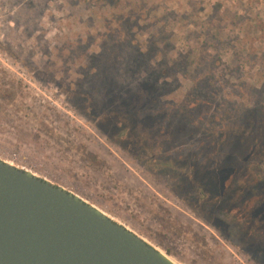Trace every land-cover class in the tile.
Masks as SVG:
<instances>
[{"label": "rangeland", "instance_id": "rangeland-1", "mask_svg": "<svg viewBox=\"0 0 264 264\" xmlns=\"http://www.w3.org/2000/svg\"><path fill=\"white\" fill-rule=\"evenodd\" d=\"M258 148L264 0H0V158L178 264H264Z\"/></svg>", "mask_w": 264, "mask_h": 264}, {"label": "water", "instance_id": "water-1", "mask_svg": "<svg viewBox=\"0 0 264 264\" xmlns=\"http://www.w3.org/2000/svg\"><path fill=\"white\" fill-rule=\"evenodd\" d=\"M0 264H178L64 187L0 158Z\"/></svg>", "mask_w": 264, "mask_h": 264}, {"label": "trees", "instance_id": "trees-1", "mask_svg": "<svg viewBox=\"0 0 264 264\" xmlns=\"http://www.w3.org/2000/svg\"><path fill=\"white\" fill-rule=\"evenodd\" d=\"M225 139H227V138H225ZM246 141H247V138L245 137V135L243 136L242 139L239 140V142L241 144L245 143ZM244 148H246V146H244L242 149H244ZM258 149H260L261 152H260V154L258 156H255V157H251V156L248 157L247 156L248 153L246 151V157H245L241 167L245 166L248 169V171L251 172L255 176L254 177L255 180H256L255 184H260L261 189L257 190L256 192H260L261 193V191H262L264 193V149L263 150H262V148H258ZM233 151H234V149H233ZM236 165H237V168H235V169H238L239 164L237 163ZM234 172H235V170H233L232 172L228 173L229 176L231 174H233ZM211 178H213V177H211ZM215 182L217 183L216 179H215ZM252 188H254V186H252Z\"/></svg>", "mask_w": 264, "mask_h": 264}, {"label": "flooded vegetation", "instance_id": "flooded-vegetation-1", "mask_svg": "<svg viewBox=\"0 0 264 264\" xmlns=\"http://www.w3.org/2000/svg\"><path fill=\"white\" fill-rule=\"evenodd\" d=\"M238 193V191L234 192V195H236ZM264 197V196H263ZM264 200V199H263ZM223 204H225V199L223 201H221ZM261 212V213H260ZM251 213H255L256 216L254 217L256 220L260 219L262 222L264 221V218L261 219V217L264 215V201L260 203V205H257L256 207H254L251 211ZM243 215L245 216L246 213H238L234 215L235 219H238L239 217H243ZM258 221V220H257ZM259 223V222H258ZM257 229L260 228V226L256 227Z\"/></svg>", "mask_w": 264, "mask_h": 264}]
</instances>
